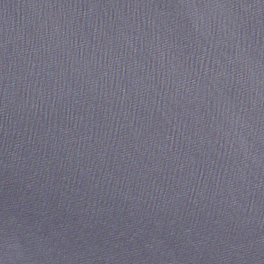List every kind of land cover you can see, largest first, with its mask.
Here are the masks:
<instances>
[{
    "label": "water",
    "instance_id": "water-1",
    "mask_svg": "<svg viewBox=\"0 0 264 264\" xmlns=\"http://www.w3.org/2000/svg\"><path fill=\"white\" fill-rule=\"evenodd\" d=\"M0 264H264V0H0Z\"/></svg>",
    "mask_w": 264,
    "mask_h": 264
}]
</instances>
